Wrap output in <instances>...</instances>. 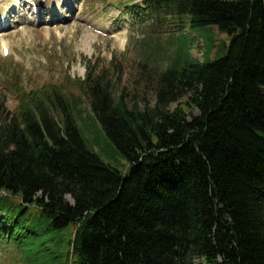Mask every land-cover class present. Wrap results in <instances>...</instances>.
Listing matches in <instances>:
<instances>
[{"label": "trees", "instance_id": "16d2710c", "mask_svg": "<svg viewBox=\"0 0 264 264\" xmlns=\"http://www.w3.org/2000/svg\"><path fill=\"white\" fill-rule=\"evenodd\" d=\"M144 5L176 21L179 39L185 29L226 33L228 51L206 63L180 43L157 106L144 110L86 72L80 89L128 173L84 138L81 98L64 100L56 86L25 93L0 126V253L10 264H264V0Z\"/></svg>", "mask_w": 264, "mask_h": 264}, {"label": "rangeland", "instance_id": "374dc122", "mask_svg": "<svg viewBox=\"0 0 264 264\" xmlns=\"http://www.w3.org/2000/svg\"><path fill=\"white\" fill-rule=\"evenodd\" d=\"M79 9L68 13L64 8L62 16L68 14L69 19L57 22L43 8L40 20L25 26V34L12 29L0 34L10 49L8 57L0 53V126L16 114L25 93L56 86L64 100L81 98L78 107L85 113L77 123L101 160L128 173L126 158L93 119L80 80L89 71L101 76L129 108H153L162 72L180 43L189 49L191 59L209 63L226 54L230 36L211 28L185 29L179 39L176 21L146 11L143 0H80ZM25 13H30L29 6ZM116 33L123 34V45ZM83 36H91V48L81 45ZM184 101L185 97L162 108L173 109ZM11 257L0 253V264H10Z\"/></svg>", "mask_w": 264, "mask_h": 264}, {"label": "bare ground", "instance_id": "6f19581e", "mask_svg": "<svg viewBox=\"0 0 264 264\" xmlns=\"http://www.w3.org/2000/svg\"><path fill=\"white\" fill-rule=\"evenodd\" d=\"M31 1L32 2L34 1L40 6L42 4L41 1L43 0H0V15L5 18L4 21L9 19L8 22L9 25L7 29L0 28V34H4L8 32L7 30L10 29L14 30L15 32L20 30L22 34H25L27 30L26 29L27 24H29L30 21L31 23H35L37 20L38 21L40 20L42 7H45L46 9L45 14L47 17L51 16L52 19L55 17L53 20L51 19L52 21L64 22L66 19H69V15L66 14L62 16L63 9L64 8L67 9L68 7V13L73 8H75V10H78L80 0H44L42 4L43 6H40L38 14L35 15L34 12L32 11L30 12V14H27V17H24L23 14L27 10L28 3ZM110 31L115 32L117 31V29L111 28ZM115 36L120 42V45H123L125 42V38L123 37V34L116 33ZM80 41L82 43L81 45L90 46V48L92 47L91 36H83ZM1 45L9 48V43L2 37H0V46Z\"/></svg>", "mask_w": 264, "mask_h": 264}]
</instances>
